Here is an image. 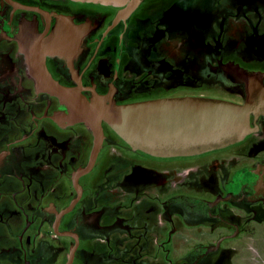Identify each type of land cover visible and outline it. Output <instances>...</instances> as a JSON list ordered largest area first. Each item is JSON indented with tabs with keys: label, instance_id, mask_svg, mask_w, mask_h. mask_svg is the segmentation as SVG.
I'll return each mask as SVG.
<instances>
[{
	"label": "flooded vegetation",
	"instance_id": "obj_1",
	"mask_svg": "<svg viewBox=\"0 0 264 264\" xmlns=\"http://www.w3.org/2000/svg\"><path fill=\"white\" fill-rule=\"evenodd\" d=\"M204 8L221 13L211 34L183 40L180 15ZM246 41H260L259 50ZM36 64L60 86L86 98L109 95L116 104L250 100L256 130L222 148L164 158L132 149L102 122L100 148L82 173L93 132L57 118L67 108L38 86L30 71ZM110 147L145 166L218 159L210 188L168 197L165 182L97 181ZM263 223L264 0H140L130 11L74 0H0V264H219L231 248L226 242L257 236Z\"/></svg>",
	"mask_w": 264,
	"mask_h": 264
},
{
	"label": "water",
	"instance_id": "obj_2",
	"mask_svg": "<svg viewBox=\"0 0 264 264\" xmlns=\"http://www.w3.org/2000/svg\"><path fill=\"white\" fill-rule=\"evenodd\" d=\"M125 7L130 11L140 0H74ZM48 48L54 49L53 45ZM47 48V50H48ZM39 51L34 52L37 56ZM39 87H43L66 106L57 118L83 122L93 132L94 146L84 173L93 163L103 139L101 123H106L132 149L155 157H186L222 148L255 132L249 114L256 113L254 104L203 98H164L116 104L110 96L92 94L86 98L74 88L57 84L44 66L30 69Z\"/></svg>",
	"mask_w": 264,
	"mask_h": 264
},
{
	"label": "rangeland",
	"instance_id": "obj_3",
	"mask_svg": "<svg viewBox=\"0 0 264 264\" xmlns=\"http://www.w3.org/2000/svg\"><path fill=\"white\" fill-rule=\"evenodd\" d=\"M192 8L194 9V7ZM219 9L222 13L223 7ZM221 13L211 15L205 8L199 13L192 12L187 15L182 13L180 15L181 37L188 41H195L196 38L198 41L206 40L211 34V26L217 21V17ZM213 15H215L214 20H212ZM246 42L248 47L259 50L260 41ZM240 43L241 41H232L233 45ZM216 159H218L217 156L206 154L191 158L152 160L150 164L145 166L137 161H123L117 154L113 153L110 147L102 156L97 181L106 178L110 183H114V178L119 177L120 181L125 182L140 181V183L150 182L153 184L165 182L168 197L173 190H178L177 193H184L185 195H196L197 190L201 191L203 188L209 187L208 175L214 171L213 164ZM257 229L259 233L255 237L231 239L226 242V246L231 248L223 252L219 264H264V223Z\"/></svg>",
	"mask_w": 264,
	"mask_h": 264
}]
</instances>
